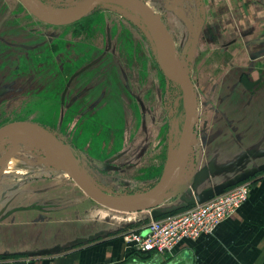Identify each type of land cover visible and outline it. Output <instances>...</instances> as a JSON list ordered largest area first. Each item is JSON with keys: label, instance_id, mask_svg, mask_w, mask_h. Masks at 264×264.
<instances>
[{"label": "rangeland", "instance_id": "1", "mask_svg": "<svg viewBox=\"0 0 264 264\" xmlns=\"http://www.w3.org/2000/svg\"><path fill=\"white\" fill-rule=\"evenodd\" d=\"M36 1L65 14L85 0ZM137 1L158 18L197 99L180 188L142 210L149 222L264 176V0ZM184 115L183 93L164 77L133 12L104 3L56 27L18 0H0V128L29 122L47 129L99 191L151 189L177 149ZM49 151L15 137L0 142V246L20 212L42 225L30 228L33 243L67 249L71 211L81 209L83 229L107 209L53 165Z\"/></svg>", "mask_w": 264, "mask_h": 264}, {"label": "crops", "instance_id": "2", "mask_svg": "<svg viewBox=\"0 0 264 264\" xmlns=\"http://www.w3.org/2000/svg\"><path fill=\"white\" fill-rule=\"evenodd\" d=\"M247 131L251 132L249 128ZM104 210L101 217L85 221L88 227L83 229L81 209L71 211L73 217L68 224L73 238L67 249L64 242L54 247L33 243L30 228L42 225L29 213L20 212L7 223L9 242L0 246V254L11 256L1 258L0 264H264V176L251 182L247 200L212 234L195 241L182 240L165 255H134L123 241L124 233L148 223L143 211ZM49 251L53 252L45 254Z\"/></svg>", "mask_w": 264, "mask_h": 264}, {"label": "water", "instance_id": "3", "mask_svg": "<svg viewBox=\"0 0 264 264\" xmlns=\"http://www.w3.org/2000/svg\"><path fill=\"white\" fill-rule=\"evenodd\" d=\"M18 1L34 18L44 24L56 27L71 25L82 19L91 8L104 3L122 7L136 14L153 42L161 72L168 81L176 84L183 93L185 115L177 149L163 167L158 182L147 191L127 196H112L96 189L81 171L69 147L50 131L37 124L15 122L5 125L0 128V142L15 137L22 141L45 145L50 150L48 155L53 165L62 166L88 197L111 210H148L158 205L171 189L176 194L180 188V183L176 180L177 173L192 144L197 99L191 83L187 77L180 74L181 70L175 64L174 53L163 34L158 18L137 0H85L76 11L68 15L57 14L55 11L43 7L36 0Z\"/></svg>", "mask_w": 264, "mask_h": 264}, {"label": "built area", "instance_id": "4", "mask_svg": "<svg viewBox=\"0 0 264 264\" xmlns=\"http://www.w3.org/2000/svg\"><path fill=\"white\" fill-rule=\"evenodd\" d=\"M251 183H241L201 204L150 220L143 227L122 235L133 251L165 255L182 240L195 241L213 233L217 225L232 216L247 200Z\"/></svg>", "mask_w": 264, "mask_h": 264}, {"label": "trees", "instance_id": "5", "mask_svg": "<svg viewBox=\"0 0 264 264\" xmlns=\"http://www.w3.org/2000/svg\"><path fill=\"white\" fill-rule=\"evenodd\" d=\"M180 211H181V210H180ZM180 211H178V212H180ZM174 213H175V212H174ZM174 213H168V214L162 215V216H160V218H161V217L168 216V215H171V214H174ZM176 213H177V212H176ZM146 222H147V221H146ZM132 251H133V250H132ZM132 254L142 256L143 254L146 255L147 253H141V252L133 251ZM0 259H1V258H0Z\"/></svg>", "mask_w": 264, "mask_h": 264}, {"label": "bare ground", "instance_id": "6", "mask_svg": "<svg viewBox=\"0 0 264 264\" xmlns=\"http://www.w3.org/2000/svg\"><path fill=\"white\" fill-rule=\"evenodd\" d=\"M79 8V7H78ZM74 11H76V10H70V11H68V12H66L65 14H62V15H68V14H71V13H73ZM56 12V11H55ZM57 14H60L59 12H56ZM180 74H183V76H185V74L184 73H182V72H180ZM186 77V76H185Z\"/></svg>", "mask_w": 264, "mask_h": 264}]
</instances>
